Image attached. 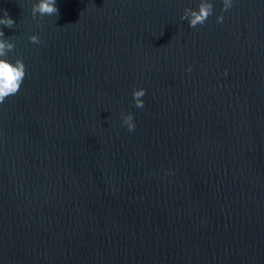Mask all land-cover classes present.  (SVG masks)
Masks as SVG:
<instances>
[{
    "label": "water",
    "instance_id": "water-1",
    "mask_svg": "<svg viewBox=\"0 0 264 264\" xmlns=\"http://www.w3.org/2000/svg\"><path fill=\"white\" fill-rule=\"evenodd\" d=\"M0 264H264V0H0Z\"/></svg>",
    "mask_w": 264,
    "mask_h": 264
}]
</instances>
